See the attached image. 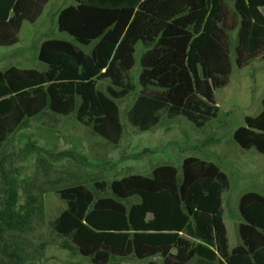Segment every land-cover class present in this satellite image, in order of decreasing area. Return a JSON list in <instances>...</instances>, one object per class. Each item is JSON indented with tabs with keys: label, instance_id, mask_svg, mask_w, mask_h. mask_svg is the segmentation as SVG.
I'll list each match as a JSON object with an SVG mask.
<instances>
[{
	"label": "trees",
	"instance_id": "1",
	"mask_svg": "<svg viewBox=\"0 0 264 264\" xmlns=\"http://www.w3.org/2000/svg\"><path fill=\"white\" fill-rule=\"evenodd\" d=\"M48 1L0 0V45L16 43L22 22H34ZM261 7L264 0H75L62 7L58 30L70 39L40 42L44 69L0 68V149L44 110L74 115L116 144L123 132L117 100L135 91L125 118L138 131L163 116L203 127L217 116L215 91L232 71L228 31L237 27L238 67L264 52ZM136 62L138 90L130 75ZM261 104L232 137L264 154V98ZM228 185L218 164L190 155L179 166L158 164L148 174L96 181L93 189H59L52 227L93 264L128 256L159 258L148 264H264V193L240 195L241 243L230 248L222 199ZM106 188L111 194L100 195Z\"/></svg>",
	"mask_w": 264,
	"mask_h": 264
},
{
	"label": "rangeland",
	"instance_id": "2",
	"mask_svg": "<svg viewBox=\"0 0 264 264\" xmlns=\"http://www.w3.org/2000/svg\"><path fill=\"white\" fill-rule=\"evenodd\" d=\"M74 2L49 0L34 22L23 21L18 41L0 45V68L44 69L38 60L40 42L54 37L70 39L58 30L57 14ZM260 9L264 14V7ZM228 34L232 71L227 84L215 91L217 116L203 127H195L182 116H163L157 126L138 131L125 118L135 91L117 100L123 132L116 144L79 123L74 115L50 110L30 117L8 136L0 149V264H93L52 227L62 204L57 191L75 184L93 189L96 181L110 182L130 173L148 174L162 163L179 166L190 155L215 162L227 174L229 185L222 199L228 244L231 248L241 243L239 198L246 191L264 193V154L254 148L242 149L232 134L246 115H256L262 109L264 52L238 67L234 61L237 27ZM142 49L138 44L137 52ZM138 73L136 62L130 72L136 90ZM108 84L103 80L99 86L105 90ZM99 194L111 192L106 188ZM136 200L132 197L129 201ZM158 259L115 257L106 264H148Z\"/></svg>",
	"mask_w": 264,
	"mask_h": 264
}]
</instances>
